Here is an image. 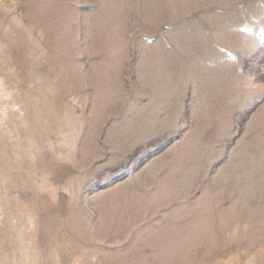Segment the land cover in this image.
Wrapping results in <instances>:
<instances>
[{"label": "rangeland", "instance_id": "rangeland-1", "mask_svg": "<svg viewBox=\"0 0 264 264\" xmlns=\"http://www.w3.org/2000/svg\"><path fill=\"white\" fill-rule=\"evenodd\" d=\"M0 264H264V0H0Z\"/></svg>", "mask_w": 264, "mask_h": 264}]
</instances>
